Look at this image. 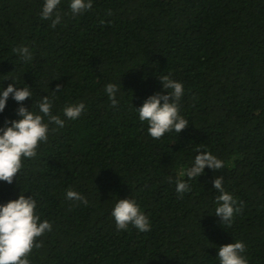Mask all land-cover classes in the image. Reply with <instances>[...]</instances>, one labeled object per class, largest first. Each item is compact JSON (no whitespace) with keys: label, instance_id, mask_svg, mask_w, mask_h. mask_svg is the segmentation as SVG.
Returning a JSON list of instances; mask_svg holds the SVG:
<instances>
[{"label":"trees","instance_id":"trees-1","mask_svg":"<svg viewBox=\"0 0 264 264\" xmlns=\"http://www.w3.org/2000/svg\"><path fill=\"white\" fill-rule=\"evenodd\" d=\"M70 2L52 28L45 0H0V91L30 86L23 105L38 113L48 96L65 122L49 125L12 184L0 181V204L23 192L52 224L30 264H220L219 247L236 241L248 264H264V0H91L75 15ZM21 45L31 60L14 51ZM161 75L183 84L188 127L154 139L136 108L167 94ZM108 83L119 88L115 107ZM80 102L79 118L64 116ZM19 107L10 97L0 127ZM197 148L224 166L206 167L181 198L175 181L188 180L180 173ZM217 176L242 209L231 226L215 215ZM69 187L88 203L68 201ZM120 198L137 202L151 231L117 229Z\"/></svg>","mask_w":264,"mask_h":264},{"label":"clouds","instance_id":"clouds-1","mask_svg":"<svg viewBox=\"0 0 264 264\" xmlns=\"http://www.w3.org/2000/svg\"><path fill=\"white\" fill-rule=\"evenodd\" d=\"M61 0H45L42 9V19L51 20V27L55 28L61 22V14L55 11ZM93 7L91 0H71L72 13L81 14ZM21 59L31 60L32 54L28 47L21 45L14 49ZM164 92H157L149 96L136 110L140 121L148 124V133L154 139H160L165 133L182 132L188 127V121L180 115L179 101L184 94V86L170 77H159ZM57 85L55 91L61 90ZM119 88L114 83H108L105 87L112 106L118 104L116 93ZM15 100L20 107L17 109L18 119L6 120L0 127V181L12 184L17 174L23 167L22 160L34 158L41 142H47L50 131L49 125L64 126V120L59 115L52 113V101L44 96L35 106L39 112L29 110L23 102L32 97L30 86L17 87L14 83L0 91V113H3L9 98ZM33 108V107H32ZM85 109L83 102L66 105L63 114L71 120H76ZM47 118V122H45ZM198 153L192 165L180 173L186 176L187 181L177 178L175 181L176 191L183 194L191 191L188 181L200 177L206 167L219 170L224 162L211 152L195 149ZM172 178H169L171 182ZM214 188L220 193L216 197L217 207L215 215L220 218L222 224L231 226L235 214L241 212L238 202L233 196L225 191L223 177L217 176L213 180ZM68 201H78L87 204L88 201L78 191L69 187L65 192ZM37 201L33 196H26L23 192L18 199L0 204V264H30L28 256L33 248L42 247L37 243V238L52 230V224L48 220L41 222L36 212ZM111 215L114 217L118 230H125L133 225L140 232L151 231L149 218L141 211L137 202L132 198H120L114 205ZM245 244L240 241L225 244L218 249L220 264H248L243 253Z\"/></svg>","mask_w":264,"mask_h":264}]
</instances>
